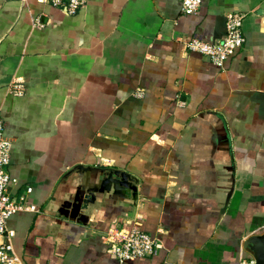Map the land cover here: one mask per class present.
<instances>
[{
  "label": "crops",
  "instance_id": "obj_1",
  "mask_svg": "<svg viewBox=\"0 0 264 264\" xmlns=\"http://www.w3.org/2000/svg\"><path fill=\"white\" fill-rule=\"evenodd\" d=\"M181 7L87 0L68 14L43 0H0L11 193L32 187L38 208L7 220L19 264H118L104 233L132 222L163 247L129 264L254 258L245 243L264 233V0H202L188 15ZM231 11L245 14L246 40L224 66L185 50L193 37L222 38ZM15 81L23 95L10 92ZM78 164L138 178L134 217L119 202L99 207L100 229L59 222L48 206Z\"/></svg>",
  "mask_w": 264,
  "mask_h": 264
},
{
  "label": "built area",
  "instance_id": "obj_2",
  "mask_svg": "<svg viewBox=\"0 0 264 264\" xmlns=\"http://www.w3.org/2000/svg\"><path fill=\"white\" fill-rule=\"evenodd\" d=\"M43 1L64 9L68 14H75L87 0ZM180 1L181 10L186 15L198 13L202 5V0ZM244 18L245 14L242 12H229L226 16V32L222 38L209 42L193 37L184 42L185 50L200 53L217 66H224L226 60L242 48L245 43ZM36 23L43 26V23L38 20ZM9 90L15 95H23L25 85L21 81H15L9 85ZM141 95L142 92L139 91V96ZM12 144V140L6 134L5 119L0 112V264H19V257L15 254L12 244L15 232L8 229V218L20 211L38 210L36 205L28 201L32 187H28L26 192L17 196H13L11 193V187L18 183V178L13 176L8 169L11 161ZM104 237L118 264H129L133 259L153 256L163 247L162 242L142 229L138 222L114 226L104 233ZM238 264H255V259H244Z\"/></svg>",
  "mask_w": 264,
  "mask_h": 264
},
{
  "label": "water",
  "instance_id": "obj_3",
  "mask_svg": "<svg viewBox=\"0 0 264 264\" xmlns=\"http://www.w3.org/2000/svg\"><path fill=\"white\" fill-rule=\"evenodd\" d=\"M221 134L224 136L225 132L218 130L217 139L220 143ZM67 176L70 181L57 189L48 206L59 222L66 219L67 223H76L80 228L87 229L90 225L100 229L95 220L99 207L119 202L130 203L133 209L129 211V216L134 217L139 180L131 173L118 168L78 164L66 173L65 178ZM245 247L253 254L255 264H264V233L250 236Z\"/></svg>",
  "mask_w": 264,
  "mask_h": 264
}]
</instances>
